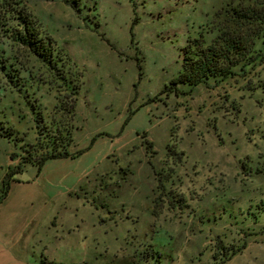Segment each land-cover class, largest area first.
<instances>
[{
    "label": "rangeland",
    "instance_id": "obj_1",
    "mask_svg": "<svg viewBox=\"0 0 264 264\" xmlns=\"http://www.w3.org/2000/svg\"><path fill=\"white\" fill-rule=\"evenodd\" d=\"M21 1L75 100L0 30V264H264V0ZM219 29L253 56L173 83Z\"/></svg>",
    "mask_w": 264,
    "mask_h": 264
},
{
    "label": "trees",
    "instance_id": "obj_2",
    "mask_svg": "<svg viewBox=\"0 0 264 264\" xmlns=\"http://www.w3.org/2000/svg\"><path fill=\"white\" fill-rule=\"evenodd\" d=\"M65 1L79 10L76 0ZM234 14L239 19L250 17L238 8H235ZM0 30L3 36L10 40L12 46L22 48L28 55L36 58L44 74L59 81L60 88L65 90L66 110L71 112L75 96L73 90L66 92L68 83L64 61L68 59L67 55H64L61 48L56 46L54 39L43 33L35 17L27 11L21 0H0ZM258 34V32L249 34L247 31L239 33L234 30L219 29L215 37L207 44L201 37L194 38L183 48L182 70L173 83L183 81L196 84L203 82L209 76H226L231 72L232 66L253 56L255 37ZM9 59L10 57L0 55V72L6 78H20L22 72L32 73V70L27 67L14 66V62ZM60 137L61 133L58 132L54 135V141H58ZM147 144L150 146L151 143ZM67 155H69L67 151L53 149L43 158Z\"/></svg>",
    "mask_w": 264,
    "mask_h": 264
}]
</instances>
